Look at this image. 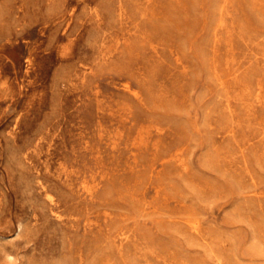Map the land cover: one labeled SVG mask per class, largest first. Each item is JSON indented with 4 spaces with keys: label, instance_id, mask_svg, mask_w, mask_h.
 I'll return each mask as SVG.
<instances>
[{
    "label": "rangeland",
    "instance_id": "obj_1",
    "mask_svg": "<svg viewBox=\"0 0 264 264\" xmlns=\"http://www.w3.org/2000/svg\"><path fill=\"white\" fill-rule=\"evenodd\" d=\"M0 264H264V0H0Z\"/></svg>",
    "mask_w": 264,
    "mask_h": 264
}]
</instances>
